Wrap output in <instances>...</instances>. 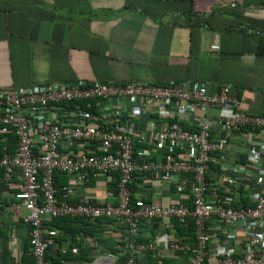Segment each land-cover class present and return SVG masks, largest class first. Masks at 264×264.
<instances>
[{"label":"built area","instance_id":"built-area-1","mask_svg":"<svg viewBox=\"0 0 264 264\" xmlns=\"http://www.w3.org/2000/svg\"><path fill=\"white\" fill-rule=\"evenodd\" d=\"M61 175L67 184L58 185ZM18 177L9 209L25 211L31 260L0 264H70L79 248L60 246L53 261L57 231L44 226L64 217L103 219L124 233L122 249L86 264H264V112L244 111L229 85L212 93L196 80L0 89V179L11 186ZM97 177L105 199L79 197L76 184ZM134 181L155 194L167 185L177 199L146 201L131 191ZM154 220L185 230L151 236L140 227Z\"/></svg>","mask_w":264,"mask_h":264},{"label":"crops","instance_id":"crops-1","mask_svg":"<svg viewBox=\"0 0 264 264\" xmlns=\"http://www.w3.org/2000/svg\"><path fill=\"white\" fill-rule=\"evenodd\" d=\"M264 35V0H0V89L47 83L140 81L148 84L202 81L208 92L229 85L249 113L264 112V55L256 51ZM219 49H210L211 44ZM20 178L8 186L0 179V261L31 260L25 243L29 227L9 205ZM68 183L59 176L58 185ZM78 196L103 201L102 177L76 184ZM146 201L166 205L177 197L167 185L159 194L138 190ZM72 221V222H71ZM57 231L49 255L74 245L70 264H86L99 254L122 249L124 233L99 219L50 223ZM86 222V221H85ZM169 226V225H168ZM159 221L141 229L165 234L175 226ZM174 228V229H173ZM28 258V260H26ZM150 260L151 253L144 259ZM143 259V260H144ZM164 264H184L165 257Z\"/></svg>","mask_w":264,"mask_h":264},{"label":"trees","instance_id":"trees-1","mask_svg":"<svg viewBox=\"0 0 264 264\" xmlns=\"http://www.w3.org/2000/svg\"><path fill=\"white\" fill-rule=\"evenodd\" d=\"M257 50L256 51L258 54H261V55H264V35L260 36L259 38V41H258V46H257ZM11 144H13V139H11ZM57 178V183H58V180H59V176H56ZM137 180V179H135ZM130 189L131 191L134 193V192H137L139 190V188L136 187V183L135 181L131 183L130 185ZM132 199H134V195L132 197ZM75 218H71V217H64V218H56V219H53L54 222L50 223L52 225H56L57 224H61V223H66V220H74ZM77 220L80 221L81 224H90L89 222H85L84 220L80 219V218H77ZM72 222V221H71ZM175 228L177 230L178 233H181L182 231H184L185 229L182 227V226H177L175 225ZM26 243H25V251L28 250V247H29V244H28V237L26 239ZM26 260H28V258H26Z\"/></svg>","mask_w":264,"mask_h":264}]
</instances>
